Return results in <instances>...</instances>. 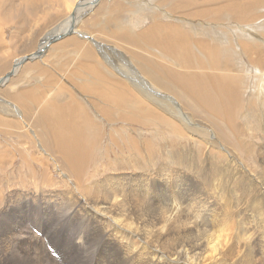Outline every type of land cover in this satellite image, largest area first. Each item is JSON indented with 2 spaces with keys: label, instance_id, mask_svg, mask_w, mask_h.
I'll return each instance as SVG.
<instances>
[{
  "label": "rangeland",
  "instance_id": "obj_1",
  "mask_svg": "<svg viewBox=\"0 0 264 264\" xmlns=\"http://www.w3.org/2000/svg\"><path fill=\"white\" fill-rule=\"evenodd\" d=\"M29 1L31 0H6L5 3L7 4L4 6V11H21L20 5L30 4ZM60 1V4L54 3L45 10L43 9L44 5L39 6V13L47 15L39 17L40 19L44 18V20L39 24L36 31H33L35 33L29 41L31 43L29 46L24 45V41L21 43L23 36H29L34 29L33 22L29 23L27 18L24 17V15L30 16L29 11L24 12L22 10L19 14L23 16V20L18 23L21 26L20 29L25 28L22 31H25L23 35L19 34L20 30L14 29L13 25L0 27V45L7 42L5 44L7 55L4 53L5 48L0 50V78H4L12 70L17 59L25 58L31 52L32 55H35L46 38L53 45H58L63 40L67 41L68 47L65 52L62 50L63 48H60L57 52L55 50L50 51L51 53H57L59 56L57 60L63 62L70 55L77 56L82 62L84 70L96 76L100 70L97 61H100L107 70L110 69L109 72L112 71L118 76L108 82L104 81L106 83L117 82L119 87L127 91H132L128 81L121 79V74H118V72L135 75L136 79H131L132 83L135 81L145 90L152 89V91H157L162 96L174 99L181 105L183 113L194 121L207 125L214 131L217 142L225 152L235 155L253 174L259 177L263 175L259 151L264 147V28L262 27L264 26V0H259L260 2L258 0H220V3L217 2L218 0H213L215 5L208 6L212 9L214 6L215 13L220 9H224L232 14L225 17L238 20L228 22L229 24L227 22L216 23L214 18L209 19L210 12L205 0H98L97 2L92 0L94 10L90 14H84L81 10L76 16V19H78L76 21L79 22L73 23L74 29L69 30L65 37H62L63 40H60L61 38L56 39L55 31H63L60 24L72 16L73 11L69 10L72 0ZM43 4L48 5V1ZM178 11L179 13H177ZM233 11L240 17H237ZM208 19L209 22L211 20L210 24H207ZM225 24L229 27L222 30L220 27ZM211 26L215 27L211 28ZM228 28L234 32L233 37L226 42H222L218 36H222V32L226 33ZM213 29L220 31V33L215 34ZM250 36H253L252 39L249 38ZM18 43L24 45L21 48L22 50H20V44ZM64 45L66 46V43ZM243 45L247 46L248 49L246 50ZM9 47H14V49H9ZM212 48H221L224 52L219 56L209 57L207 54ZM227 49L232 51L230 56L225 51ZM13 50L18 53L14 54ZM196 51L203 52V63L205 65L212 59L217 60L221 74H234L238 77V80L234 79L235 84L232 85L236 87L239 102L235 107L228 109L214 108L215 106L210 105L208 102L213 101L209 99L211 96L205 95L202 98L205 103L198 105L193 96L195 88L189 85L185 87L186 90L184 89L182 83L186 82L188 78L185 77L186 79H184L180 73L187 71L192 76L208 75L209 77L217 74L215 70L206 71L192 67L187 60L182 59L183 56L187 57ZM48 53V48L44 53L40 51V54H37L33 60L35 63L32 64L33 61H29L22 65L19 73L14 75L8 84L2 85L4 87L0 86V189L4 190L3 192L8 199L2 201L10 202L22 199L20 206L23 204V207L17 206L18 210L15 211V215L22 216V219L35 218L32 209L36 207V205L31 204L30 200H28L29 203H27V200L25 202L23 197L33 196V201L37 205L39 204L40 210L44 212L52 206L50 201L56 195L63 194L61 191L71 185L68 180V178H71V173L69 169H65L66 163L63 159L59 157V165L57 166L60 170L52 163L54 159L46 163L43 162L49 155L55 158L54 154L56 153L51 149L52 139L46 137V134L40 135L36 118L38 117V111L32 110L31 113H28L24 109L17 108L18 104L13 97H10L15 93L30 91L32 90L31 87H37L38 84L40 86V83L46 77H40L43 74L39 70H42L41 68L45 69L43 67L44 61L48 63V60H51L47 56ZM256 59L260 60V66H255ZM2 65H6L5 71H2L4 70ZM63 70L59 66H53L50 75L57 78L58 76L61 77L64 73ZM188 81L193 80L189 79ZM61 82L69 81L62 80ZM186 84L189 83L186 82ZM174 86H177V90L172 89ZM38 87L37 89L43 88V84ZM182 87L184 90L181 89ZM56 89H58L56 93L64 94L63 97L59 95V99L62 100V104L65 103L67 90H60L51 84L47 87V93L50 91L55 92ZM70 89L73 93L76 90L74 86ZM6 93L11 94L8 97ZM74 96L75 98L81 97V99L76 98V100L85 104L84 107L88 110L85 124L103 126V132L99 133L98 138L100 141L105 138V143L103 142L100 150L105 149L108 151V153L105 150L103 151L104 155L100 156H103V158L93 157L89 167L81 173L80 182L83 189L89 188L96 182L104 181L112 175L114 176L110 180L114 185L121 182L122 177L126 178L124 182L130 180L129 183L133 182L134 184H142L145 181L148 185V191L146 194L140 192L142 199L150 202L151 200L161 201L163 206L175 205L176 208L184 210L187 204L193 205L194 209L199 204L204 206L210 201V193H212L209 192L210 187L218 186V184H225L224 186L228 184L227 180L221 176L206 173L205 168L208 167L206 164H214L217 170H223L224 173L233 177L236 180L237 189L243 184H250L248 179L245 180V173L240 170L239 166H236V163L229 165L228 157L222 149L221 151H212L211 146L201 139H195L196 137L193 138L192 135L190 137L183 130L179 121L170 122L165 118V116L168 117L165 113L156 111L148 116H143L145 122L143 121L141 124L134 122V118L122 119L119 112L127 113L131 108H128L124 103H120L117 111H115L119 124H110L109 119L103 115V112L108 109L105 103L103 104L102 115H100L101 112L96 111L99 110L98 106L97 108L94 106L96 101H99L94 96L88 95V98H86V94V97L81 94H75ZM134 98L133 104L142 105L136 97ZM33 112L34 114H32ZM31 117L34 118L33 121ZM145 123L147 124L145 125ZM9 124L10 126H8ZM85 124L79 127L85 126ZM31 127L34 131L31 130ZM113 128L118 133L113 132ZM80 133L79 141L83 142L80 145L87 146L88 143L95 142L93 133H86L81 130ZM109 134L112 136L110 137ZM112 137L119 138L118 144L120 146L113 142ZM128 145L130 146L128 147ZM41 153L43 154L41 155ZM114 154L116 155L114 156ZM51 156L50 158H52ZM94 159H97V163ZM27 160L37 161L34 164L29 162L31 164L29 169L27 165L23 166V162L28 163ZM48 165L50 168H48ZM159 168H162V170ZM206 170H209V168ZM47 179L54 183L49 182ZM71 179L73 180V178ZM38 188L50 191L49 193H52V196L47 193L41 194ZM240 195L237 194L238 200H249ZM215 197L220 201H224L220 195ZM2 204L5 205L6 202ZM188 207L191 206L186 208ZM3 209V206H0V214ZM56 214L59 215L57 210ZM37 219L40 220L41 218ZM68 224L72 225L71 222ZM23 227L28 229L27 224H23ZM2 228L3 226L0 231H5ZM66 231L68 232L67 229ZM51 242L50 239L46 241L48 251L56 257L57 251L55 246H52L56 243L53 242L51 245ZM59 244L63 248L64 241H60Z\"/></svg>",
  "mask_w": 264,
  "mask_h": 264
},
{
  "label": "bare ground",
  "instance_id": "obj_2",
  "mask_svg": "<svg viewBox=\"0 0 264 264\" xmlns=\"http://www.w3.org/2000/svg\"><path fill=\"white\" fill-rule=\"evenodd\" d=\"M45 1H48V5L43 4ZM97 1L98 0H94V2ZM205 1L210 12L208 15L209 19L214 18L216 23L227 22V24L231 21H238L225 17L232 14L224 9H220L215 13L214 6L213 9L212 7L210 8V6L215 5L214 2L216 0L214 2L213 0ZM219 1L220 0L217 2ZM5 2L6 0H0V27L13 25L14 29L20 30L19 34L21 35L25 33V31L22 32L25 28L20 29L21 26H19L18 23L23 20V16L19 14L22 10L24 12L29 11V17L31 19L29 20V17L25 15L24 17L27 18L29 23L33 22L34 29L29 36H23V40L21 41V43L24 41V45L29 46V44L31 45L29 41L35 33L33 31H36L39 24L44 20V18L40 19L39 17L47 15L39 13V6L42 7L44 5L45 7L43 9L45 10L52 4L54 5V3L60 4L61 1L31 0L29 1L30 4L24 3L25 5H20L21 7L19 8H21V11L16 10L14 12L4 11V6L7 4ZM94 2L92 0H72L69 10L73 11V15L60 24V28L63 27V31L54 30L56 39L61 38L60 40H63L67 32L74 29L73 23L79 22L76 21L78 20L76 16L81 10L84 14H90L94 10ZM258 2L260 1L258 0ZM233 12L237 17H240L235 11ZM177 13H179V11ZM209 19L207 24L211 22V20L209 22ZM227 24L220 28L223 30L229 27ZM212 27L215 26H211V28ZM262 27L264 28V26ZM215 29H213L215 34H219L220 31H216ZM56 33L58 34L56 35ZM233 34L234 32L228 28L227 32H222V36H218V38L221 39L222 42H226L233 37ZM252 37L253 36H250L249 38L252 39ZM21 43H18L20 44V50H22L21 48L24 46ZM64 43H66V46ZM243 46L246 50L248 49L247 46ZM54 47L55 46L50 40L46 38L37 50H45L47 48L51 50ZM67 47V41L64 40L56 45L57 51L63 48L62 50L65 52ZM10 48L14 49V47H9V49ZM225 51L228 56L232 53L231 49ZM12 52L14 54L18 53L15 52V50ZM70 52L72 51L70 50ZM223 52L224 50L221 48H212L207 55L209 57L213 55L219 56ZM35 57L29 60L32 61ZM203 57V52L199 53V51H196L187 57L183 56L182 59L187 60L192 67L206 71L215 70L217 74H213L209 77L208 75L192 76L187 71L180 73L184 79L187 77L188 80H193H186L189 84L184 82L182 86L185 90V87L189 85L195 88L193 96L198 105H203L205 103V101L202 100L205 95L211 96L209 99L213 101L208 102L210 105L213 104L215 106L214 108L228 109L230 107H235L239 102L236 87L232 85L235 84L234 79L238 80V77L234 74H221L219 62L217 60L212 59L205 65L203 63ZM19 59L20 60L17 59L16 61V66L14 65L12 68L13 71L7 73L4 78H0L1 87H4L2 85L8 84L11 78L19 73V69L25 63L23 58ZM78 61H80V59L76 56V59L72 58L68 63L77 64ZM99 64L102 65L104 70H110H107L100 61ZM255 66H260V60L256 59ZM72 69L74 70L71 71V74H75L78 80H86L85 82L87 84H94L103 88L102 99L108 106V109L103 112V115L109 119L110 124H119V121L116 119L115 111H117L120 103H124L128 108H131L127 113L119 112L122 119L129 120L134 118V122L141 124L143 121L145 122V119L142 118L143 116H148L153 112L159 111L160 113H165L168 116H165V118L170 122L179 121L183 130L187 132L189 136L192 135L193 138L196 137L195 139H201L204 143L211 146L212 151L223 150L217 142L218 140L214 131L210 127L194 121L187 114L183 113L180 107L181 105L174 99L162 96L159 92L152 91V89L145 90L135 81L132 83L131 79H136L135 75H126L118 72V74H121V79L128 81L133 93L119 86L111 89L109 84L105 82V77L103 79H100L98 76L92 78L85 75V71L80 67H74ZM84 76H86V78H84ZM152 79L157 81L154 78ZM51 81L52 77H47L40 83V86L43 84V88H39V84L37 85L40 89H37L38 96L30 89V91H24L19 94L15 93V95L13 94L14 96H10L11 93H6V96L13 97L14 101L18 104L17 108L24 109L27 112L29 110L30 113L32 110L38 111V117L36 118L40 128V135L46 134L52 139L53 143L51 149L56 153L54 154L55 158L49 155L43 162L46 163L54 159L52 163L60 170L57 166L59 165L60 157L66 163L65 169H69L71 173L70 177L73 178V180L68 178L71 185H68L69 187L61 191L63 194L57 192L59 195H56V197L50 201V203H52L50 205L52 206H47L48 208L44 212L40 210L39 204L37 205L33 201V196L23 197L25 202L26 200H30L32 205H36L35 209H32V211H34L33 217L35 216V218L28 219H22V216L21 218L20 215H15V211L18 210L17 206L21 205L22 199L10 202L2 201L3 199H8L7 195L3 192L4 190L2 191L0 189V206L4 208L0 214V229L3 226L2 229L5 230L0 231V264H264V147L259 151V158L263 171V175L260 177L249 171L235 155L223 150L228 157L229 165L236 163V166H239L240 170L245 173V180L248 179L251 184H243L238 189L236 187V180L233 177L224 173L223 170H217L214 164H206V166H208L205 168L206 173L221 176L227 180L226 182L228 184H226V186H224L225 184H218V186L211 185L212 188L210 187L209 191L212 192L210 193V201L204 206L203 204L197 205L195 209L191 204L186 205V207H191H185V209L182 210V208H176L175 205L163 206V202L161 201L151 200L150 202L142 199L140 192L141 194H146L148 191V185H146L145 181L142 182V184H134L133 182L132 184L129 183L130 180L124 182L126 178L122 177L121 182L114 185L110 180L114 175L107 177L104 181L94 183L87 189H83L80 182L81 173L89 167L91 161H93V157L97 158L104 155L103 151L105 149L102 151L100 147L103 146V142L105 143V138L103 141H100L98 138L99 133L103 132V126L89 125L87 123L85 126L76 127L73 125H57L50 122V113L54 112L57 106L64 105L71 108V103L67 97L65 98L66 102L63 104L61 103L62 100L59 99V95L63 97L64 94L51 93L52 91L47 93V87L49 85L51 86ZM176 87L174 86L172 89L177 90ZM183 87L181 89H183ZM24 88L26 87L24 86ZM226 88H228L227 91H225ZM19 90L18 88V91ZM213 94L215 95L214 97ZM134 97H136L142 105L149 108L147 109L142 105L138 106L137 101H135L137 105L133 104ZM34 105H36L35 109H32ZM50 105L52 106L50 107ZM32 114H34V112ZM71 115L76 119L77 112H71ZM146 124L147 123H145V125ZM8 126H10V124ZM31 130L34 131L32 127ZM80 130L86 133H93L95 142H90L87 146L80 145L83 143L79 141L81 137ZM113 132L118 133L115 128H113ZM109 136L111 137L112 135L109 134ZM112 138L113 142L120 146L118 144L119 138ZM129 146L130 145H128V147ZM105 152L108 153L106 150ZM42 154L43 153H41V155ZM115 155L116 154H114V156ZM50 156L52 158H50ZM100 158H103V156ZM36 161L37 160L28 161V163L23 162V166L27 165L30 169L31 164L36 163ZM96 161L97 159L95 162ZM29 162H31V164ZM93 165L95 166V163ZM210 166L211 168L213 167L212 170ZM48 168H50L49 165ZM208 168L209 170H206ZM160 170H162V168ZM49 182L51 181L49 180ZM45 187L47 186L45 185ZM38 190L41 194L47 193L49 196L52 194L49 193L50 191H44L39 188ZM238 193L241 194L240 196L248 198L249 200H238ZM26 195L28 196V194ZM159 195L161 194L159 193ZM214 195H220L224 201L216 199ZM3 202H6V204L3 205ZM27 203H29V201ZM20 207H23V204ZM56 210L59 215L56 214ZM68 217L73 218L69 219ZM37 218L41 219L38 220ZM69 222H71L72 225H69ZM23 224H27L28 229L23 227ZM48 239L52 241L51 245L53 242L56 243V245H52L55 246L57 251L56 257L48 251V244H46ZM62 240L64 241L63 248H61L62 246L60 247L61 244H59Z\"/></svg>",
  "mask_w": 264,
  "mask_h": 264
},
{
  "label": "crops",
  "instance_id": "obj_3",
  "mask_svg": "<svg viewBox=\"0 0 264 264\" xmlns=\"http://www.w3.org/2000/svg\"><path fill=\"white\" fill-rule=\"evenodd\" d=\"M65 37V36H64ZM5 44H7V42H5ZM0 45V50L2 48H5L4 53L7 52V47L6 45ZM55 47L51 50H55L57 52V48L56 45H54ZM49 49V53L47 54V56H49L51 58V60H48V63H46L44 61L43 67L41 68V71L43 75H41L40 77H52V81L51 84L55 85V87H58L60 90H67V94L66 97L69 100V102L71 103V108H68L64 105H59L56 107L54 112H51V120L50 122L55 123L57 125H65V126H69V125H73L76 127L81 126L82 124L84 125L86 120H87V109H85V104L80 103L77 99H81V97H76L75 98V94H81L83 96H85V94L87 95L86 98H88V95H92L94 96L96 99H98L99 102L96 101V103L94 104L95 108H99V110H96L97 112H101L100 115H102V111H103V99H102V95H103V88L98 87L97 85L94 84H87L85 81L86 80H78L76 75H72L71 71L74 70L72 68L74 67H80L81 69L84 70L83 64L81 61H78L77 64H73V63H68V61L72 58L76 59V56L74 55H70L67 58H65L63 60V62L57 60L59 59V56L57 55V53H51V51ZM40 51H42L43 53L46 51L44 50H37L35 55H32V52L30 55H28L27 57L23 58L25 60L26 64L27 62H29L30 58L35 57L37 54H40ZM26 59H28L26 61ZM46 59V58H45ZM44 60V59H43ZM33 61V60H32ZM32 64L35 63V61L31 62ZM98 66H99V71L97 72V76L100 79H103L104 77L106 78V82H108L110 79H113L114 77H118L116 74H114L112 71L111 73H109L108 71L104 70L102 65L99 64V61H97ZM3 66V65H2ZM53 66H59L60 68H63V75L58 76V78L56 76H51L50 72L53 69ZM40 67V66H39ZM5 71L6 69V65L3 66ZM13 71V69L11 70ZM85 71V70H84ZM85 75L90 76V77H95L96 75H94L93 73H90L88 71H85ZM45 78V79H46ZM70 79V80H69ZM62 80L64 81H69V82H61ZM72 80V81H71ZM70 82H72V84H70ZM35 84V83H33ZM111 89H114L117 85V82H109L108 83ZM37 85V84H36ZM74 86V93L73 91L70 89V87ZM33 92H36L37 87H31ZM35 90V91H34ZM58 91V89L55 90V92H51V93H56ZM73 93V95H72ZM36 96H38V91L36 93H34ZM35 106H32V109H35ZM34 111V110H33ZM77 112V117L76 119H74L71 115V112ZM28 113H30V111L28 110ZM32 118V117H31ZM30 118V120H31ZM56 119V120H55ZM33 121V118H32ZM33 133V132H32ZM46 137H49L48 135H46Z\"/></svg>",
  "mask_w": 264,
  "mask_h": 264
}]
</instances>
